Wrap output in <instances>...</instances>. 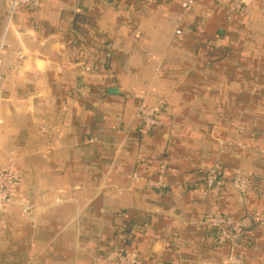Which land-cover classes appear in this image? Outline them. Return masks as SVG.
Returning a JSON list of instances; mask_svg holds the SVG:
<instances>
[{"label":"crops","instance_id":"0c3cea01","mask_svg":"<svg viewBox=\"0 0 264 264\" xmlns=\"http://www.w3.org/2000/svg\"><path fill=\"white\" fill-rule=\"evenodd\" d=\"M182 1L38 0L15 12L0 166L39 208L33 219L0 211V264H114V251L143 264H264V0L241 15L236 0ZM140 104L157 111L146 135ZM161 163L166 186L154 188ZM215 166L251 172L257 190L206 192ZM218 211L257 224L216 245L200 221Z\"/></svg>","mask_w":264,"mask_h":264},{"label":"built area","instance_id":"2783aa9c","mask_svg":"<svg viewBox=\"0 0 264 264\" xmlns=\"http://www.w3.org/2000/svg\"><path fill=\"white\" fill-rule=\"evenodd\" d=\"M244 1L236 0L233 5L234 13L238 15L243 13ZM192 3L193 0H183L181 6L184 9H189ZM37 5L38 0H7L5 24L0 33V64L5 53L10 50L6 34L15 12L21 7H35ZM12 52L17 58H24V54L20 50ZM156 112L155 109L143 104L137 107V116L141 121L140 132L142 134H148L159 123ZM164 170L165 165L161 163L158 169V179L148 181L149 185L154 188H164L166 186L163 180ZM19 185V179L13 170L0 166V211H3L9 205H16L23 214L33 219L39 207L19 194ZM204 185L205 191L212 194L222 193L229 186L241 194L257 190L256 179L251 172L234 170L229 173L219 166L207 171L204 177ZM200 224L210 231L215 244L221 246L226 243L232 244L242 239L245 240V233L256 226L257 219L253 215H243L238 219H234L230 215L218 211L206 215L200 221ZM106 260L114 264H143L139 255L134 251H114L107 255ZM228 262L237 264L239 260L235 256H230Z\"/></svg>","mask_w":264,"mask_h":264},{"label":"water","instance_id":"95a60500","mask_svg":"<svg viewBox=\"0 0 264 264\" xmlns=\"http://www.w3.org/2000/svg\"><path fill=\"white\" fill-rule=\"evenodd\" d=\"M111 93H115L116 92V89H110L109 90Z\"/></svg>","mask_w":264,"mask_h":264}]
</instances>
